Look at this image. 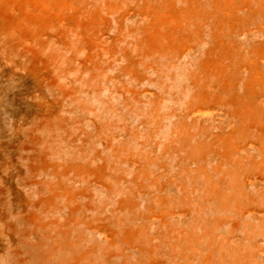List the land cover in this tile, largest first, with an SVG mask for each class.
I'll use <instances>...</instances> for the list:
<instances>
[{
  "label": "bare ground",
  "instance_id": "6f19581e",
  "mask_svg": "<svg viewBox=\"0 0 264 264\" xmlns=\"http://www.w3.org/2000/svg\"><path fill=\"white\" fill-rule=\"evenodd\" d=\"M207 1L211 3L206 4L208 9L198 0H0V264H159L166 253L167 260L161 264H176L179 258L181 264H264L263 228L245 235L244 241L229 240L231 233L219 236L215 232L226 217L224 223L232 222L227 213L216 218L223 195L242 186L243 194L253 181L252 176L241 178L245 160L228 153L227 144L210 150L216 157L210 170L197 166L190 177L185 170L193 168L177 167L176 178L197 180L202 188L192 199L185 192L187 183L180 190L187 205L185 214L192 212L204 230L208 227L206 234L203 229L195 230L197 237L192 238L191 247L187 241L173 240L178 229L173 230L165 219L170 211L151 208L170 228L151 235L147 226L136 228V220L151 218L148 208L160 203L155 198L134 215L125 199H119L131 194L123 164L137 162L134 182L140 186L159 158L141 152L145 138L139 137V130L148 127L143 123L145 117L158 115L159 101L173 89L166 76L173 68L166 67V73L160 67L157 43L150 46L152 54L139 58L146 29L152 35L160 26L169 27L168 33L188 34L192 20H216L212 10L233 14L237 10L248 12L254 5L264 6V0ZM138 20H143L144 26ZM147 20L154 21L147 24ZM229 23L231 19L224 24ZM257 23L263 31L264 22ZM222 31L215 29L225 50L233 33L226 38ZM165 35L161 31L158 40L166 39ZM259 42V48L253 50V42H248L252 51H247L254 56L240 98L243 102L252 98L253 89L264 85V65L258 61L264 58V42ZM195 47L192 45V50ZM201 57L192 62V70L178 65L180 76L193 78L195 68L206 66ZM152 72L151 82L157 91L145 112L137 104L142 102L140 85ZM191 84L186 101L189 109L195 99ZM232 87L244 85L234 81ZM228 100V118H236V106L231 108ZM132 114L140 117L145 127L136 126L132 134L127 128L119 132ZM214 139L215 146L228 142L230 130ZM257 145L264 149V143ZM189 155L184 161L193 160ZM225 156L227 169L220 175ZM231 167L239 170L236 178L231 176ZM110 196L114 200H109ZM252 200L253 208L264 204V187ZM253 208L255 215L258 207ZM233 223L237 225L235 220ZM211 230L215 233L207 236ZM257 239L263 242L253 248ZM132 259L135 261L129 262Z\"/></svg>",
  "mask_w": 264,
  "mask_h": 264
},
{
  "label": "rangeland",
  "instance_id": "374dc122",
  "mask_svg": "<svg viewBox=\"0 0 264 264\" xmlns=\"http://www.w3.org/2000/svg\"><path fill=\"white\" fill-rule=\"evenodd\" d=\"M202 1L205 2L204 8L208 9L206 4H211L210 1L198 0L200 4ZM237 1L239 2L240 0ZM259 7H262L263 10H259ZM239 9L243 8L240 7ZM212 11L211 16L216 20H201V22L192 20L194 23L190 24L191 26L188 34L183 31L177 34L168 33L170 28L164 29L160 25V30H158V33L155 35L150 34L148 29H146V32H148L145 36L146 43H144V48L139 51V58H145L147 53L152 54L153 52L150 46L157 43L160 53L156 54L160 56V67L166 70V73L168 72V68H173L172 72L168 69L169 72L166 75L171 81L173 89L170 95L163 97L159 101L158 115L154 118L145 117L146 121L143 123H146L148 127L144 130H139V137L145 138V145L140 148L141 152H149L150 156L157 154V158H159L155 164L149 167L140 182V186L134 182V177H136L137 174V162L130 164L124 163L123 176L128 180L127 187H129L130 190H127L128 193L131 194H126L125 198L123 196L119 198L125 199L127 209L129 212L134 211L132 213L133 215L135 212L140 214L146 203L152 202L153 198H155L156 201L160 203L148 208L154 215L152 214L150 219L141 217L136 220L134 223L137 226L136 228L141 229L147 226L149 228V235H151L153 231L156 232L158 230L170 228L169 225L160 222L161 217L158 213L160 211H170V214L165 219L169 221L170 226H173V230L178 229L176 233L173 232V240L174 238H179L182 241H187L190 247L192 238L196 239L197 237L193 233L198 228L202 230L203 225L200 221L194 220L192 212H187L185 214L186 211H183L187 205L185 201H183L184 196L181 194L182 192H180V190L186 185L185 183H187L188 187L185 192L191 196L190 199H192L198 195L202 188L197 180L191 182L189 178H185L184 182L176 178L177 167L180 164V168H187V166L193 168L185 170L190 177L194 174L197 166L210 170L216 161V157L210 153V150H212V148H221L225 144H227L228 153L245 160L244 163L247 166H241V178L252 176L253 181L248 182L247 191L245 190L246 192L243 194L240 190L242 186L235 191H228V193L223 195L221 201L223 202L222 208L220 210L218 208L217 211L219 213L216 214V218L227 213L229 214L228 217L232 219V222L235 220L237 225H234V223L232 224L230 221L224 223V220H227L226 217L222 221H218L219 227L215 229V232L219 236L225 233H231L229 240L235 241V239L239 238L244 241L243 237L254 229H264V204L254 206V208L258 207L255 215H253L251 210L253 208L251 206L254 203L253 200L251 201L252 196L256 195V193L264 187V149L262 147V150H260L257 145L258 143H264V85L261 84L255 90L253 89L255 93H252V98L249 101L243 102L240 100L242 93L244 94L243 90L245 85L248 84L247 78L250 73L249 68L251 69L253 66L251 61L254 54L248 53V51L259 48V41L264 42V40H260L262 37L264 38V30L262 31L257 23V21L264 22V6L254 5L248 12L244 13L241 10H237L233 14H228L227 11L220 13L219 9ZM254 14H258V16ZM219 16H221L220 20H218ZM242 16L244 17L240 20ZM245 16L246 20H244ZM149 17L152 18V15H149ZM229 19H231V23L225 26V20ZM138 21L141 23V26H144L143 20ZM151 21L152 20H147V24ZM234 27L236 29H234ZM215 29L221 30L222 33L223 29L226 33L224 36L226 38L231 32L233 33L228 38L230 40L228 48L225 50H223V40L218 41V34L215 32ZM161 31L167 34L165 35L167 38L158 40L161 36ZM249 41H252L254 44L252 50L248 45ZM245 42L246 44H244ZM182 43H186V48L181 49ZM192 45H196L194 50L191 48ZM186 51H188V54H186ZM221 54H225L223 58L220 57ZM198 55H202L201 61L204 59L206 66L201 64L199 67L195 68L196 73L193 78L191 76L188 78L180 76L181 73L178 72V65L192 70V62L195 61ZM134 57H136V53H134ZM258 61L260 65H264V58H259ZM158 71L160 70L157 69V72ZM154 75L155 72L147 74L145 81L140 85L143 91L141 97L142 102H138L137 104L145 109V112L147 111L150 99L153 98L157 91V86L153 85L151 82ZM170 81L166 82L165 85L168 86ZM234 81L241 82L244 87L240 89L233 88L234 86L232 87V85ZM190 83H192L191 90L195 99L189 109L186 106V101L190 99V97L187 96ZM135 85H137V83H135ZM230 88H232V91L228 96L227 92ZM216 100H218L219 104H216ZM227 100L230 102L231 108L236 106L235 117L237 118L239 115L242 116V119L236 120V118L233 117H231V119L230 117L228 118V114L226 113L228 112V110H226V108H228ZM133 101L135 100L133 99ZM214 103L216 105H214ZM239 103L241 104L237 105ZM129 118V121L127 120V123H125V126H123L119 132H125V128H127V131H130L129 133L132 134L136 126H138L139 129L145 127L142 120H139L140 117H135V114H132ZM228 130H230V140L228 142L227 140H223L219 145L215 146L214 138L218 137L221 133L226 134ZM204 144L206 145L205 148L202 147ZM197 146H199V151L194 154ZM187 155L191 156L193 160L188 159V161H184ZM253 156H256V159L251 160L250 157ZM129 162H132V160ZM227 164V157L225 156L220 165V175L223 174L225 168L227 169ZM231 169H233L234 172L231 176L236 178V175L239 174V170L235 172L236 168L231 167ZM173 174L175 180H173ZM107 175L106 173V176ZM133 186L139 188L134 190ZM23 187L25 188V185ZM133 191H135L134 194H136L134 197ZM115 193V191H112L111 194H114L115 197ZM114 197L110 196L108 199L112 201ZM174 205H178L179 207L176 208L179 209L175 208L173 212H171ZM151 208H154L158 212L154 213L151 211ZM196 209L198 208H196L194 204L195 214H197ZM196 222H198L196 224L197 226L193 228ZM207 229L208 227L206 230ZM206 230L203 229L205 234L207 232ZM215 232L211 230L209 232L210 234L208 233L209 235L207 236H211ZM257 240L258 241L255 240L256 242L252 243L253 248H258L263 242L259 239ZM243 244H245V242ZM229 245H232V241H229ZM197 253L199 252L196 251V254ZM258 256L261 257L260 255ZM167 257L166 253L161 259L159 258V264L166 262ZM133 261H135V259L129 262ZM178 261L179 263L176 262V264H181L180 262L182 261L180 258Z\"/></svg>",
  "mask_w": 264,
  "mask_h": 264
}]
</instances>
